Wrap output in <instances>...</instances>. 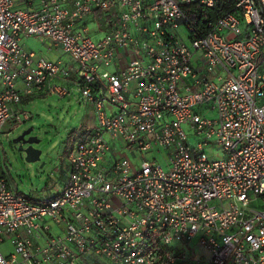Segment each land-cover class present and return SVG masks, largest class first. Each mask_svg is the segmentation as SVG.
I'll return each instance as SVG.
<instances>
[{"label": "built area", "instance_id": "built-area-1", "mask_svg": "<svg viewBox=\"0 0 264 264\" xmlns=\"http://www.w3.org/2000/svg\"><path fill=\"white\" fill-rule=\"evenodd\" d=\"M195 2L0 0V136L29 119L16 116L25 97L76 95L96 119L57 196L34 200L0 176V264H264V0H237L207 29L182 8ZM103 12L102 36L88 20ZM22 36L73 67L38 59ZM120 147L164 151L170 169ZM194 241L208 261L186 255Z\"/></svg>", "mask_w": 264, "mask_h": 264}, {"label": "rangeland", "instance_id": "rangeland-1", "mask_svg": "<svg viewBox=\"0 0 264 264\" xmlns=\"http://www.w3.org/2000/svg\"><path fill=\"white\" fill-rule=\"evenodd\" d=\"M114 10L109 11L112 14ZM107 12L96 16H89L91 29H99L100 35L109 31L107 24ZM115 18V17H114ZM116 19V18H115ZM97 27V28H96ZM183 42L191 45L188 32L185 27L179 30ZM94 40L97 38L94 37ZM22 45L28 50L54 59L48 53L47 44L38 37L22 36ZM64 59L67 57L64 56ZM24 112L28 115V120L18 122L15 130L7 139L6 135L0 138V169L8 176L15 191L21 195L32 197L34 200H41L44 196L61 193L65 188V173L67 171L66 150L67 140L70 136L75 139L87 137L96 126L95 110L91 104L86 105L78 96L59 97L57 95H47L37 97L22 105ZM209 118L214 114L210 113ZM32 129L31 137H36L40 141L36 148L41 151V160L36 163H27L25 155L17 151H12L10 143L22 133ZM187 129V128H186ZM192 143H196V137H191ZM157 148L148 153H132L120 147L118 153L127 157L134 165L147 160L155 162L165 171L170 169V160L166 152L157 153ZM212 160H222L225 158L221 149H214L213 153L208 152ZM226 205L228 202H224ZM254 207H258L255 203ZM1 251L5 256L14 253V248L10 241L1 245ZM191 260L208 261L210 254L196 241L193 242L186 253Z\"/></svg>", "mask_w": 264, "mask_h": 264}, {"label": "trees", "instance_id": "trees-1", "mask_svg": "<svg viewBox=\"0 0 264 264\" xmlns=\"http://www.w3.org/2000/svg\"><path fill=\"white\" fill-rule=\"evenodd\" d=\"M201 1L202 0H197V2L193 4L182 5V8L188 14L190 19L193 21H197V24L200 25V27H202L203 29H207L208 24L216 22L219 18L225 15L236 14L237 0H211L212 6H207L206 4L201 3ZM99 14L101 13H98V15ZM204 18H207L206 25H203ZM93 131H95V128ZM92 132L89 135H91ZM84 140L85 139L83 138L75 139L74 137L72 138V136H70L67 140V144L68 147L70 146L71 149L75 146V144L82 142ZM70 149L66 150L67 161L69 158Z\"/></svg>", "mask_w": 264, "mask_h": 264}, {"label": "crops", "instance_id": "crops-1", "mask_svg": "<svg viewBox=\"0 0 264 264\" xmlns=\"http://www.w3.org/2000/svg\"><path fill=\"white\" fill-rule=\"evenodd\" d=\"M98 37H100V35H96L95 36V38H98ZM42 40L47 44L48 53L50 55H53L55 58L54 59H50V58H47V57H44V56H39L37 53H35L36 54V57L38 59H45V60H49V61H59V60H61V61L64 62V64H65L66 67H68V68L73 67L74 62L72 61V59L69 56L64 55L60 49L52 48L47 40H45V39H42ZM64 56H66L67 58L64 59L63 58ZM109 71H111V72H118V68H116L115 66H113ZM55 83H57L59 85H64V83L61 82V81H59V80H56ZM17 87L18 88H21L22 87V83H19ZM45 96H47V94L46 95H41V96L25 97V98H23L22 102L16 107V111H17L16 116L19 117L21 115L26 114L24 112V109L22 108V105L24 103H27V102L31 101L32 99H34V98H37V97H45ZM17 124H18V118L17 117H15L14 119L10 120L7 123V125L5 126L4 131H3V134L0 136V138L3 135H6L7 136L6 138L8 139L9 136L12 134V132L15 130ZM86 138L87 137H84L83 139H86ZM68 172H69V163L67 161V171H66L65 176H64L65 177V179H64L65 180V185H67V182H68ZM0 176L1 177H5V178H7L9 180L8 176L4 173V171L2 169H0ZM10 183H11V181H10ZM57 195L58 194H55V195H47V196H57Z\"/></svg>", "mask_w": 264, "mask_h": 264}, {"label": "water", "instance_id": "water-1", "mask_svg": "<svg viewBox=\"0 0 264 264\" xmlns=\"http://www.w3.org/2000/svg\"><path fill=\"white\" fill-rule=\"evenodd\" d=\"M32 129L26 131L16 137L10 143L12 151H17L22 155H25L27 163H36L41 160V151L34 146L39 144L40 141L36 137H31Z\"/></svg>", "mask_w": 264, "mask_h": 264}, {"label": "flooded vegetation", "instance_id": "flooded-vegetation-1", "mask_svg": "<svg viewBox=\"0 0 264 264\" xmlns=\"http://www.w3.org/2000/svg\"><path fill=\"white\" fill-rule=\"evenodd\" d=\"M34 147L36 148V145Z\"/></svg>", "mask_w": 264, "mask_h": 264}]
</instances>
